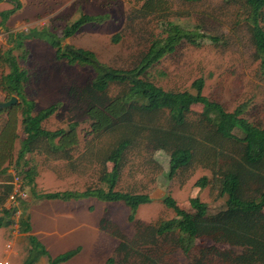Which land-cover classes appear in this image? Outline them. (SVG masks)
<instances>
[{"label":"rangeland","instance_id":"1","mask_svg":"<svg viewBox=\"0 0 264 264\" xmlns=\"http://www.w3.org/2000/svg\"><path fill=\"white\" fill-rule=\"evenodd\" d=\"M17 1L19 9L5 24L10 32L37 29L60 37L61 31L81 14L106 15L107 19L102 24H86L61 43L63 46L90 50L101 63L118 70L135 67L146 52L149 41L165 35L157 16L145 19L134 16V11L141 6V0ZM165 1L168 14L163 20L185 30H198L205 37H215L219 42L214 44L205 38L200 47L182 43L173 53L161 58L148 71L146 79L167 91L193 94L192 83L202 78L203 96L220 104L228 112L246 103L245 117L250 123L264 129V76L260 74L259 63L254 57L242 4H233L228 0H202L198 3ZM14 6L11 0H4L0 2V12L11 10ZM116 35L118 40L114 42ZM8 47L7 34L0 27V53ZM25 48L28 57L20 64L30 76L25 89L27 98L35 102L36 110L60 103L56 114L44 122L43 127L54 130L76 122L80 140L72 164L61 160L51 161L43 155H32V164L37 172L34 191L40 194L104 188L99 176L102 169L110 171L112 164L103 165L101 157L110 151L108 147L113 139L108 135L96 138L90 133L91 122L85 110L91 99L88 88L95 76L94 71L90 67L69 66L56 60L54 49L45 41L27 40ZM7 71L5 66H0V74ZM117 90L111 88L103 100L115 95ZM5 101L7 99L0 91V102ZM134 113L132 118L137 124L169 131L167 111L150 115ZM201 113V105L191 106L189 121L183 130L197 145H202L203 156L196 157L187 169L179 171L174 177L167 176L170 151H155L151 144L141 143L127 153L116 190L146 193L151 198L149 204L138 208L133 222L128 221L129 211L122 202L105 203L94 198L78 201L38 200L26 187L27 197L16 205L18 210L13 215V224L0 228V261L22 264L26 259L31 248L28 233L17 231V221L21 215H28L35 234L32 235L47 252L35 264H48L50 258L76 247L80 248L79 252L60 264H104L122 243L127 245L129 253L123 264L189 263L191 259L183 254L185 249L181 251L175 246V235L168 236L157 248L145 238L149 229L174 218V213L162 204L165 196H170L179 208L187 212H193L189 206L191 198H198L207 204L209 211L217 210L226 198L220 194L217 171L228 164L239 167L245 177L253 174L260 176L242 185V196H255L257 189H264V164L247 166L234 152L236 149L232 145L204 143L200 134L203 131L199 121ZM3 117L0 116V120ZM17 128L19 139L15 143L14 153L23 137L20 125ZM235 133L241 136L238 131ZM201 177L208 179L205 187L196 185ZM9 181L8 171L0 173V215L1 209L9 206L3 193ZM9 244L11 247L7 248ZM212 245L208 240H199L196 247L208 249ZM216 247L228 251L232 256L229 259L215 257L207 264H235L236 260L232 261V257L242 252L241 249L224 245ZM121 259L117 258V264H122Z\"/></svg>","mask_w":264,"mask_h":264},{"label":"trees","instance_id":"2","mask_svg":"<svg viewBox=\"0 0 264 264\" xmlns=\"http://www.w3.org/2000/svg\"><path fill=\"white\" fill-rule=\"evenodd\" d=\"M2 1L4 0H0ZM141 1V6L134 11V16L140 19L157 16L165 35L150 40L146 52L137 65L129 70L111 68L101 63L94 52L63 46L61 43L86 24H102L107 19L106 15L81 14L61 31L60 37H57L46 33L45 30L37 29L10 32L5 24L19 9L17 0H11L15 5L13 9L0 12V27L7 34V44H9V47L0 53V66H5L8 70L5 74H0V91L7 100L12 96L18 100L16 105L0 108V116L4 115L0 120V173L4 174L9 167L13 168L22 177L24 186L30 189L34 199L78 201L94 198L105 203L122 202L129 211L128 221L133 222L138 208L149 204L151 198L146 193L116 190L121 171L126 164L127 153L141 143L151 144L155 151H170L167 173L169 178L187 169L196 157L203 156L202 145L198 144V146L193 139L184 134L183 130L189 121L190 108L196 104L202 107L199 121L200 125H203V131L200 134L205 144L232 145L243 164L247 166L264 164V129L250 123L245 117L246 103L238 105L231 112L226 111L220 104L202 95L204 86L202 78L192 83L191 86L195 91L193 94L167 91L146 79L148 71L161 58L173 53L182 43L200 47L205 38L214 44H218L219 40L215 37H205L198 30H185L177 24L163 20L168 14L165 0ZM183 1L198 3L202 0ZM228 2L242 4L241 7L245 10L244 19L249 29L254 57L259 63L260 74L264 76V26L262 25L264 0H228ZM30 39L49 43L54 49L56 60L63 61L69 66L90 67L94 71L95 76L88 88L91 99L85 110L91 122L90 133L96 138L108 135L113 139L108 147L110 151L107 154L103 153L101 157L103 165L112 164L110 171L101 170L99 182L104 188L40 194L34 191V178L37 172L32 164V155H43L51 161L61 160L72 164L80 140L76 122L68 124L66 128L54 130L43 127V123L56 114L60 103L36 110L35 102L26 96L25 89L30 76L20 62L27 60L28 51L25 48V41ZM117 40L116 35L113 41ZM111 88L118 89L116 94L103 100ZM162 111H167L169 131L151 125L137 124L132 118L134 112L150 115ZM18 125L23 137L14 153L15 143L19 139ZM236 131L241 136H238ZM217 174L220 176V194L226 196L220 208L209 211L207 204L198 198H191L189 206L193 212H187L179 208L170 196H165L162 204L174 213V218L160 222L149 229L145 238L149 239L150 245L157 248L168 236L175 235V246L181 251L184 248V256L191 259L187 264H207L215 257L229 259L232 256L228 251L218 249L216 245L241 249L242 252L231 259L236 260L235 264H264V189H257L255 196H242V185L255 181V177L260 176L253 174L245 177L239 167L233 164L226 165L217 171ZM9 176L11 178L10 173ZM6 184L3 193L7 198L11 188L8 182ZM207 184L206 177H201L196 182L199 187H205ZM13 209H1L0 228H8L13 224V215L16 213ZM17 223L18 232L31 233L28 217L21 215ZM27 239L31 248L22 264H35L40 257L47 255V252L32 234ZM199 240H208L213 245L208 249L197 248ZM79 250L80 248L76 247L53 259L50 258L48 264L66 262ZM127 252V245L120 244L104 264H117L118 257L122 258V264L125 263L129 256Z\"/></svg>","mask_w":264,"mask_h":264},{"label":"built area","instance_id":"3","mask_svg":"<svg viewBox=\"0 0 264 264\" xmlns=\"http://www.w3.org/2000/svg\"><path fill=\"white\" fill-rule=\"evenodd\" d=\"M11 178L8 182L11 190L6 198V203L9 205L7 209L16 208V205L25 200L27 197L26 190L24 186L22 177L19 176L14 170L10 173ZM11 245H7V248H10ZM7 260H1L0 264H7Z\"/></svg>","mask_w":264,"mask_h":264},{"label":"water","instance_id":"4","mask_svg":"<svg viewBox=\"0 0 264 264\" xmlns=\"http://www.w3.org/2000/svg\"><path fill=\"white\" fill-rule=\"evenodd\" d=\"M17 102H18L17 98L12 96V97H10L9 100H7L5 102H0V108H6V107H10V106L16 105Z\"/></svg>","mask_w":264,"mask_h":264},{"label":"crops","instance_id":"5","mask_svg":"<svg viewBox=\"0 0 264 264\" xmlns=\"http://www.w3.org/2000/svg\"><path fill=\"white\" fill-rule=\"evenodd\" d=\"M6 171H8L9 173H11L13 171V168L9 167ZM73 201V200H72ZM27 217L29 218L30 216L27 215ZM30 220V219H29ZM31 226V224H30ZM32 227V226H31ZM30 234H33L35 235L33 232H32V229H31V233H28L27 237L30 235ZM72 250V249H71Z\"/></svg>","mask_w":264,"mask_h":264},{"label":"clouds","instance_id":"6","mask_svg":"<svg viewBox=\"0 0 264 264\" xmlns=\"http://www.w3.org/2000/svg\"><path fill=\"white\" fill-rule=\"evenodd\" d=\"M15 209H16V210H15ZM17 209H18V208L16 207V208H14L13 210L17 211ZM15 211H13V212H15ZM13 214H14V213H13ZM17 231H18V226H17Z\"/></svg>","mask_w":264,"mask_h":264}]
</instances>
